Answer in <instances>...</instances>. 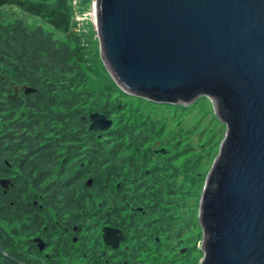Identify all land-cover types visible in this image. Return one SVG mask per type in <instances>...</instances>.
I'll return each instance as SVG.
<instances>
[{
	"label": "trees",
	"instance_id": "obj_1",
	"mask_svg": "<svg viewBox=\"0 0 264 264\" xmlns=\"http://www.w3.org/2000/svg\"><path fill=\"white\" fill-rule=\"evenodd\" d=\"M72 4L73 0H0V7L13 6L45 22H0V178L10 177L14 183L8 192L0 186V264L42 259L51 264L79 259L111 264L119 256H110L102 235H95L101 224L124 232L129 249L119 253L132 257L128 264H147L156 257L149 254L150 243L161 245L165 231L184 233L185 228L177 227L174 196L186 192L177 188L180 173L174 168L191 148H177L187 138L178 135L176 124L152 111L172 104L125 93L107 70L106 76L98 77L91 52L72 29ZM27 86L38 94L16 100L5 94L6 87L12 93ZM95 112L113 120L110 130H90L89 114ZM214 117L223 121L217 111ZM5 160L18 171L12 172ZM118 195L119 204H114ZM68 216L73 219L71 229L78 225L82 233L79 249L72 241L67 248L60 240ZM37 235L53 247L48 257L32 241Z\"/></svg>",
	"mask_w": 264,
	"mask_h": 264
},
{
	"label": "water",
	"instance_id": "obj_2",
	"mask_svg": "<svg viewBox=\"0 0 264 264\" xmlns=\"http://www.w3.org/2000/svg\"><path fill=\"white\" fill-rule=\"evenodd\" d=\"M96 2L101 58L125 93L167 104L205 95L227 125L199 209L201 264H264V0ZM89 119L93 132L113 126L101 113ZM103 232L119 249L122 232Z\"/></svg>",
	"mask_w": 264,
	"mask_h": 264
},
{
	"label": "rangeland",
	"instance_id": "obj_3",
	"mask_svg": "<svg viewBox=\"0 0 264 264\" xmlns=\"http://www.w3.org/2000/svg\"><path fill=\"white\" fill-rule=\"evenodd\" d=\"M96 3V0H73L72 5H74L76 10L73 16L74 25L72 29L76 34L75 37L80 38L91 52V66H93L95 73L99 77L107 75V68L100 54L101 48L97 35L98 14L96 13V21L93 17L98 7ZM16 20H21L29 26H45L43 20H39L38 17H34L21 9L13 6L0 7V22L10 23ZM101 78L106 79L105 77ZM148 109L150 110L151 107H148ZM215 109V103L205 95L188 104L179 103L172 104V106L157 105L152 108L153 113L155 111L160 112L162 120L167 118L174 125L176 124L178 135L187 138L177 148L181 150L191 148V150L179 156L177 163H175L178 166L174 168L178 171L177 173H180V177L175 178L178 181L177 188L187 193L174 196L178 205L177 227L179 229L181 227L185 228L184 233L177 235L165 231L164 235H162V244L156 248L149 249V254H154L156 257L149 258L147 264H201L204 259L202 247L204 232L199 215L203 195V191L200 193L202 175L207 173L203 182L204 185L210 178L212 168L208 169L211 166V162L217 153L219 155L221 144L227 135L225 122L214 117L216 113ZM169 156L165 155L164 158ZM217 157L213 164L217 162ZM185 162L187 163L186 165H184ZM213 164L211 167H213ZM194 171L198 175L196 179L192 173ZM162 175L165 174L162 173ZM165 178H168V174ZM92 234H95V232L92 231ZM95 235L98 236V233ZM108 253L111 254L110 251Z\"/></svg>",
	"mask_w": 264,
	"mask_h": 264
},
{
	"label": "flooded vegetation",
	"instance_id": "obj_4",
	"mask_svg": "<svg viewBox=\"0 0 264 264\" xmlns=\"http://www.w3.org/2000/svg\"><path fill=\"white\" fill-rule=\"evenodd\" d=\"M6 89H7V93H5L6 96L10 97L13 100H16L19 97H23V96H31V95H26V93H24V89H16V88H14L12 90V93L9 91L8 87H6ZM33 95H35V94H33ZM41 153L42 152H36L35 155H40ZM5 163L12 169V172H14V170L18 171L17 168L16 169L12 168L13 166H11V164L7 160H5ZM146 173L148 174L149 171L147 170ZM0 179H10L12 181V178H10V177H1ZM119 186L120 185H118V187ZM33 202H34L33 204L35 206L39 207V209L43 208V204H40L38 200H34ZM113 203L114 204H119V195L116 196V199L113 201ZM72 222H73V219H72L71 216H68L67 219L63 221V227H61V228H62V231H65V236L63 237V239H60V240L62 241V244L66 245L67 248L73 246V244L70 242V241H72L75 244L73 247H76V248L79 249L80 246L78 247V245L82 241V239H81L82 238V233L79 232L78 225H73V227L71 229L70 226L72 225ZM105 226L106 227L116 228V229L121 231L120 227L111 226V224H106V225L101 224L98 227L100 229L99 232L101 234L99 233L98 236L100 237V235H102L103 245L107 246V250H106V248L103 247L101 251H103V252H105L104 250H106L107 252L110 251L111 254L108 253L110 256H115V255L119 256L117 259L115 257H113V262H111V264H120L119 262L121 260H123V264H128V262H129L128 260L130 259V257H127V256L122 255V254L120 255V253H119L120 250L123 252V250L129 249V245H128V241H127L126 235L124 234L123 231H121L122 232V237H121V240H120V247H119V249L118 248L115 249L112 246L107 245L105 243V241H104V232L103 231L105 229ZM35 238H40L43 241H45V247H44L43 250H40L39 247H38V244L35 243L34 241L33 242L38 247L39 251L42 252V253L46 252L45 256L48 257L49 253H47V252H51L53 247H51V248L48 247L49 241H47V238H44V237H41V236L37 235V236L32 237V240H34ZM147 244L149 245V243H147ZM153 246H154V244L150 243V246H148L147 249H152ZM38 254H40V253H38ZM40 255L42 256V254H40ZM82 260L83 259H79L77 261H72L70 263L68 262L66 264H86L85 262H82ZM115 261H117V262H115ZM34 264H51V263H49L47 261H43V259H42L41 261L35 262ZM91 264H95V263H91Z\"/></svg>",
	"mask_w": 264,
	"mask_h": 264
},
{
	"label": "bare ground",
	"instance_id": "obj_5",
	"mask_svg": "<svg viewBox=\"0 0 264 264\" xmlns=\"http://www.w3.org/2000/svg\"><path fill=\"white\" fill-rule=\"evenodd\" d=\"M96 13H97V11H96L95 14L93 15L95 21H96V15H97Z\"/></svg>",
	"mask_w": 264,
	"mask_h": 264
}]
</instances>
